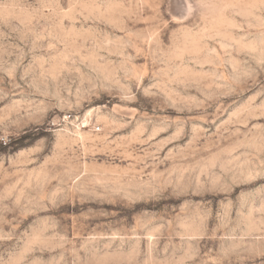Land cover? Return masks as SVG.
Listing matches in <instances>:
<instances>
[{
    "label": "rangeland",
    "instance_id": "obj_1",
    "mask_svg": "<svg viewBox=\"0 0 264 264\" xmlns=\"http://www.w3.org/2000/svg\"><path fill=\"white\" fill-rule=\"evenodd\" d=\"M0 264H264V0H0Z\"/></svg>",
    "mask_w": 264,
    "mask_h": 264
},
{
    "label": "trees",
    "instance_id": "obj_2",
    "mask_svg": "<svg viewBox=\"0 0 264 264\" xmlns=\"http://www.w3.org/2000/svg\"><path fill=\"white\" fill-rule=\"evenodd\" d=\"M23 138H24V136L21 139H23Z\"/></svg>",
    "mask_w": 264,
    "mask_h": 264
}]
</instances>
